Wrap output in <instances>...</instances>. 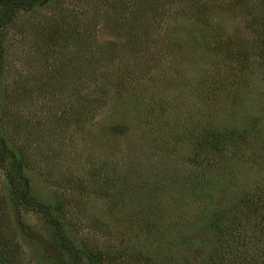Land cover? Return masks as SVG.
Returning a JSON list of instances; mask_svg holds the SVG:
<instances>
[{
  "label": "rangeland",
  "instance_id": "1",
  "mask_svg": "<svg viewBox=\"0 0 264 264\" xmlns=\"http://www.w3.org/2000/svg\"><path fill=\"white\" fill-rule=\"evenodd\" d=\"M1 34L0 139L72 242L103 264H264V0H50ZM5 174L18 263L61 264Z\"/></svg>",
  "mask_w": 264,
  "mask_h": 264
},
{
  "label": "trees",
  "instance_id": "2",
  "mask_svg": "<svg viewBox=\"0 0 264 264\" xmlns=\"http://www.w3.org/2000/svg\"><path fill=\"white\" fill-rule=\"evenodd\" d=\"M49 1L50 0H0V67L2 66L4 54L6 53V48L4 46L5 39H3L4 35L2 36L1 30L17 18L18 14L34 12L39 6ZM131 28L133 27L131 26ZM59 34L55 33L56 40L64 38L62 34ZM77 34H79V32ZM79 37L80 36L74 37L76 43H78ZM73 43L75 44L74 41ZM82 46L84 47V45ZM1 82L0 79V83ZM238 139L241 140L242 137L238 136L235 131L228 132L227 134L220 132L210 133L207 137H204L206 145H201L200 149L204 152V150L207 151L209 148H212L217 152L219 149L221 150L224 145L227 148L232 141H237ZM23 156L24 154L22 152H15L11 146L5 145L0 139V166L6 170L5 175L9 198L14 200L15 205L21 210L30 208L41 215V218L44 220L45 231L49 232L51 242L55 247L62 250L61 253L63 257L65 256V260L63 258L61 264H81L83 259L87 260V264H103L105 259L103 260L99 253L94 254V252L88 248L87 250H83L84 248L76 245L66 236L63 223L50 204L32 196L25 175V161ZM0 206V264H19L16 258L18 246L13 239L14 237L12 238L8 232L3 234L6 228L4 225L2 204H0ZM210 213L211 215L209 216L204 214V227L211 232V237L219 236L222 228H224V213L221 211L216 212L215 210H211Z\"/></svg>",
  "mask_w": 264,
  "mask_h": 264
}]
</instances>
